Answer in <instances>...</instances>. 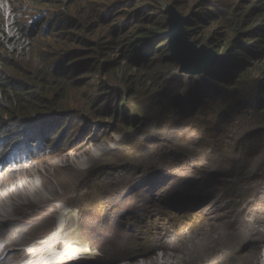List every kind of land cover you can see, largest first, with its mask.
<instances>
[{"label": "rangeland", "instance_id": "1", "mask_svg": "<svg viewBox=\"0 0 264 264\" xmlns=\"http://www.w3.org/2000/svg\"><path fill=\"white\" fill-rule=\"evenodd\" d=\"M152 1L162 10L174 6L188 19L189 39L218 56L203 75L174 74L175 65L161 88L153 85V90L136 95L120 82L124 78L120 69L64 78L50 96L66 110L62 119L50 121L49 115L36 118L35 114L29 122L7 125L4 122L10 119L0 114V166L10 163L13 176L20 173L17 169L24 159L29 163L23 171L60 158L73 163L70 153L92 155L91 148L101 146L105 151L86 170L68 164L48 174L45 183L55 198L38 202L19 222L7 225L10 239L0 250V264H40L47 257L58 258L61 252L74 255L76 245L85 250L82 255L75 253L77 264H263L264 114L258 103L264 57H259L261 62L251 57L243 71L244 81L235 77L232 81L229 74L227 80L233 84H228L241 82L238 87L222 89L227 85L216 73L229 54L236 55L233 46H253L247 42L250 34L264 30L262 4L260 0ZM66 2L0 3L1 10H14L21 27L31 31L28 47L33 50L30 55L14 53L10 58L14 71L23 60L20 66L32 73L34 54L40 52L48 64L55 58L59 61L57 42L65 39L64 15L69 14ZM84 2L87 13L114 20L110 26L116 29L129 25L125 16L112 17L116 6L131 10L143 5L142 0ZM73 19L78 20V14ZM109 29L107 25L99 28L100 40L109 42ZM167 30L168 26L160 36ZM89 34L85 30L83 37ZM53 36L56 39H49ZM156 44L165 47L162 41ZM123 54L122 46H113L110 62L123 64ZM3 70L0 64L2 77L20 78ZM104 86L119 90L117 99L119 104L124 100L120 110L127 117L126 124L99 119L108 114L103 108H94V116L83 113V99L106 93L107 89H101ZM207 101L219 105L205 110L202 104ZM118 113L120 120L122 113ZM47 123L51 128L40 138L37 127ZM33 138L38 144L32 147L29 139ZM46 141H51L47 147ZM33 152L38 154L30 159ZM65 235L62 243L53 244ZM48 245L56 252L39 255ZM27 252L35 254L26 256ZM90 252L94 253L91 257Z\"/></svg>", "mask_w": 264, "mask_h": 264}, {"label": "trees", "instance_id": "2", "mask_svg": "<svg viewBox=\"0 0 264 264\" xmlns=\"http://www.w3.org/2000/svg\"><path fill=\"white\" fill-rule=\"evenodd\" d=\"M3 1L0 0V3ZM31 1L33 2L34 0ZM128 1L132 2V0ZM142 2V7L131 10H124L123 6H116V14H113L112 17L119 14L121 17L125 16V20H129L128 26L116 29L110 26L111 23H115L113 22L114 20L108 21V18L102 17L101 14L92 16L90 13H87L86 8H88V5L84 0H67L66 9L69 11V14L64 15V17H67L64 25V30H66L63 32L65 39L61 41L60 38V41L57 42V46L60 48L58 51L60 52L56 54L60 59L56 61L57 58H55L48 64L43 52L34 54L33 60H36V65H34L32 73H29L27 69L25 70L20 66L21 62H24L23 60H19L18 69L14 71L15 64L10 60L11 57H14L15 52L18 54L22 52L26 55L31 54L33 48L28 47V42L31 41L28 35H30L31 31L30 29L27 30L21 27L20 22L14 15V10L6 8L7 12H4L3 9V11L0 9V49H4L3 54L0 52V64L4 66V73H11L22 78L15 79L16 77L12 76V79H10V77L0 76V114L10 119L4 123L7 125H19L24 121H31L35 114L38 115L36 118L49 115L50 121L62 119L66 110L63 111L59 108L57 106V102L59 101H52L50 96L53 95L52 91L55 86L64 78L71 79L86 74L97 76L105 70L120 69V74L124 77L120 79V82L131 91V95L142 93L141 91L144 90H153V85H158L157 89L161 88L165 84L162 81L166 78L167 72L175 67V64L171 60L168 41L163 40L160 36L167 26L165 22L166 14H164L157 4H152L154 3L152 0H142ZM259 2H261L262 9H264V0H260ZM133 5L136 6V4ZM74 9H78L79 11L76 12ZM75 14H78V20L73 19V15ZM106 25L110 28L107 32L109 42H105L106 38L100 40L98 35L99 28ZM71 30L73 34L69 35L68 32ZM85 30L90 33L86 38L83 37ZM92 35H94V38ZM250 35L251 37L247 42L252 43L253 46L245 47V49H236L233 46L232 48L236 50V55L229 54L231 57L218 67L216 73L223 76L225 80L223 83L227 85L226 88L223 86L222 89L228 90V87H238L240 85L241 82L238 83V81H236L238 83L236 86L228 84L232 83V77L244 81L243 76L245 72L243 71L245 70V66L251 62V57L255 58L256 61H262L259 57L261 55L264 57V30L262 29V31H257ZM36 36H38L37 32L33 35V39ZM49 39L54 40L56 37H49ZM159 41H162L165 47L160 49L156 44ZM115 45H120L123 48V64L120 61L119 63L116 61L110 62L111 52ZM4 53L8 55L5 56ZM63 59H66L67 62L62 61ZM76 61H81V63L75 66L73 63ZM30 62L28 60L25 61L27 65H30ZM64 64V67L61 66ZM230 73L231 82L227 80ZM71 84V82L67 83L70 86ZM77 85L74 84V87ZM259 88L258 110L264 114V78H261ZM101 89L103 91L107 89L108 91L104 92V94L101 93L102 95L96 98L89 96L87 99H83V113L88 117L94 116V108H103L106 109L108 114L100 115L99 119H112L114 123L120 122L126 124L127 117L120 110V108L122 109L124 100L119 104L117 99L119 90L112 87L106 88V86ZM60 102H63L62 99ZM217 104L219 105L216 101L215 103L211 101L203 102L202 108L205 110H208L210 106L216 108ZM118 110L122 113L120 120L118 119L120 117L116 118ZM50 128L51 126L48 123L40 124L37 127L40 131L39 137L45 138V134H47ZM29 140L32 147L38 144L34 138ZM50 142L46 141L45 146L47 147ZM35 154H38V152L31 153L29 158L33 159ZM28 160L24 159L20 164H24ZM8 166H10V163L0 166V173Z\"/></svg>", "mask_w": 264, "mask_h": 264}, {"label": "bare ground", "instance_id": "3", "mask_svg": "<svg viewBox=\"0 0 264 264\" xmlns=\"http://www.w3.org/2000/svg\"><path fill=\"white\" fill-rule=\"evenodd\" d=\"M103 152H105L104 146H101L97 149L91 148L92 155L80 157L70 153L69 157H74L75 159L73 163L72 161L66 160V158H60L57 161H50L49 163H45L44 165L40 166L36 165L37 167L35 166L34 168H29L30 170L23 171V169H25V166H27L24 165L17 169V171H20V173L17 172L14 176L10 169H8L9 167L3 170L4 173L0 174V245L3 244L0 250L2 251L5 248V243L10 239V235H8L6 232V227L10 222H19L21 216L24 215V213H26L30 208L35 207L38 202L40 204V201L55 198L56 195L51 191V189L48 188V185H46L45 183V180L47 179L49 173L53 172V170L61 166H65L68 164L86 170L92 166L93 163L91 164V161ZM26 163L29 162H25L24 164ZM13 194L15 195L13 196ZM68 235L63 236L60 239V242L56 240L53 244L58 245L59 243H62V240L66 239ZM76 248L78 249V251L76 249L78 253H75L79 255H82V253L85 252V250H83L80 245H76ZM55 249L52 247V245L51 247L48 245L41 252H39V255L48 256L49 254L56 252ZM263 250L264 247L262 251ZM75 253L74 255L71 253L73 255L72 256L71 254L69 255L65 252H61L60 255H58V258L47 257L40 264H77L79 259L76 260ZM34 254V252L25 253L26 256H31ZM88 255H90L91 257L92 255H94V253L90 252Z\"/></svg>", "mask_w": 264, "mask_h": 264}, {"label": "water", "instance_id": "4", "mask_svg": "<svg viewBox=\"0 0 264 264\" xmlns=\"http://www.w3.org/2000/svg\"><path fill=\"white\" fill-rule=\"evenodd\" d=\"M163 12L168 15V30L161 37L168 40L171 60L177 66L173 73L188 76L205 74L212 65V58L218 54L206 45L197 46L189 39L185 28L188 19L180 15L174 6L164 7Z\"/></svg>", "mask_w": 264, "mask_h": 264}, {"label": "clouds", "instance_id": "5", "mask_svg": "<svg viewBox=\"0 0 264 264\" xmlns=\"http://www.w3.org/2000/svg\"><path fill=\"white\" fill-rule=\"evenodd\" d=\"M21 165L24 166V165H26V164H21ZM19 166H20V165H19ZM8 167H10V166H8ZM8 167H7V168H8ZM2 173H4V171H2L0 174H2Z\"/></svg>", "mask_w": 264, "mask_h": 264}]
</instances>
